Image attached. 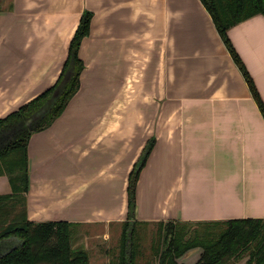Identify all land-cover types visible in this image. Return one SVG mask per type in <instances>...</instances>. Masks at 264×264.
Returning a JSON list of instances; mask_svg holds the SVG:
<instances>
[{
  "label": "crops",
  "instance_id": "crops-1",
  "mask_svg": "<svg viewBox=\"0 0 264 264\" xmlns=\"http://www.w3.org/2000/svg\"><path fill=\"white\" fill-rule=\"evenodd\" d=\"M1 2L0 117L56 81L81 14L92 13L79 90L27 144L28 220L124 222L128 176L151 138L136 221L264 219V119L200 0ZM227 36L264 103V14ZM10 191L0 175V195Z\"/></svg>",
  "mask_w": 264,
  "mask_h": 264
},
{
  "label": "trees",
  "instance_id": "trees-1",
  "mask_svg": "<svg viewBox=\"0 0 264 264\" xmlns=\"http://www.w3.org/2000/svg\"><path fill=\"white\" fill-rule=\"evenodd\" d=\"M239 68L264 119V103L232 46L227 30L256 14H264V0H200ZM92 13L85 10L69 42L67 57L56 81L47 89L0 117V175H6L11 191L0 195V264H90L83 245L71 238L73 224L63 220L31 221L26 217L28 184L27 144L32 133L58 118L80 87L84 68L79 48L89 34ZM65 75L67 80L64 84ZM151 138L133 165L127 182V219L122 224L119 264H134L135 188L140 170L153 147ZM159 264H178L187 251L201 248L194 264H264V219L239 218L195 224L157 222ZM146 225V224H145ZM14 242V244H10ZM5 249H1V248Z\"/></svg>",
  "mask_w": 264,
  "mask_h": 264
},
{
  "label": "rangeland",
  "instance_id": "rangeland-1",
  "mask_svg": "<svg viewBox=\"0 0 264 264\" xmlns=\"http://www.w3.org/2000/svg\"><path fill=\"white\" fill-rule=\"evenodd\" d=\"M2 0H0V5ZM123 87V86H122ZM127 87V86H125ZM128 89V87H127ZM23 104V103H22ZM127 107V100H121L120 109L121 113ZM122 119V117H121ZM125 119V117H123ZM143 150V149H142ZM143 222V221H139ZM122 224H111L110 228L107 230L104 226H98L94 229H85L81 227H75L71 232V238L75 240V245L78 246L82 244L88 252L89 263L90 264H119L120 261V236L122 231ZM146 224V225H145ZM137 224L135 232V249L136 253L134 256V264H159L158 263V253L156 251V245L158 241L159 228L157 222ZM116 229V233L113 229ZM103 230L107 233L104 235ZM114 231V233H113ZM82 237V239H81ZM14 244V242L10 243ZM198 248V247H197ZM194 248V249H197ZM5 249V248H1ZM201 249V248H199ZM190 249L189 251H192ZM187 251V252H189ZM191 253V252H190ZM189 254V253H188ZM187 256L186 254H184ZM177 259L178 264L182 263V258ZM247 257L240 260L239 264H244ZM195 262L187 263L194 264Z\"/></svg>",
  "mask_w": 264,
  "mask_h": 264
},
{
  "label": "water",
  "instance_id": "water-1",
  "mask_svg": "<svg viewBox=\"0 0 264 264\" xmlns=\"http://www.w3.org/2000/svg\"><path fill=\"white\" fill-rule=\"evenodd\" d=\"M67 80V75H65L64 80L62 81V84H64Z\"/></svg>",
  "mask_w": 264,
  "mask_h": 264
}]
</instances>
